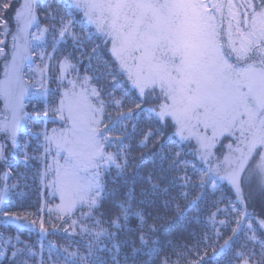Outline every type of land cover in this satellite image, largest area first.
<instances>
[{
	"label": "snow or ice",
	"instance_id": "obj_1",
	"mask_svg": "<svg viewBox=\"0 0 264 264\" xmlns=\"http://www.w3.org/2000/svg\"><path fill=\"white\" fill-rule=\"evenodd\" d=\"M69 4L103 38L110 55L102 62L104 72L80 75L71 55L64 56L55 77V99L49 100L43 76L47 64L33 69L31 59L40 47L34 41L42 40L49 28L38 22L37 0H21L13 15L16 31L10 59L5 58L0 74V136L5 141L0 142V161L6 160V142L10 140L15 147L19 133L28 127L25 99H30V81L35 77L26 76L33 70L41 74L35 95L44 98V107L34 111L37 119L33 123L44 124L43 143L38 145L42 152L29 156L25 151L24 159L39 160L43 165L40 182L59 200L49 213H55L57 220L69 217V226L73 230L78 226L80 234L88 237L84 252L64 249V264H108L100 252L109 254L110 264H138L145 250L149 256H160L163 249L158 236L163 225L157 221L164 217L158 215L147 224L132 190L123 194L107 219L100 209L107 192L105 175L115 169L119 176L131 167L132 149L126 139L138 135L140 147L146 148L163 134L161 129L170 133L153 154L160 161V175H149L151 190L143 195L163 198V207L168 209L177 199L171 196V189L178 179L179 196L189 207L196 206L209 188L215 192L221 185H227L235 199L228 200L223 209L219 207L222 200L213 202L215 211L208 218L213 235L205 234L189 250L196 259L173 246L176 259L164 256L160 264H209L231 249L233 237L241 233L245 239L233 259L239 264H264V219L257 220L248 211L245 191L255 184L264 195V0H69ZM72 23L61 17L59 29L52 25L53 51L66 36L79 45ZM0 24L6 26L7 22ZM33 26L35 34L30 31ZM36 54L42 61L52 59L43 51ZM0 55H5L3 47ZM101 78L109 79L111 87L105 88ZM133 96L136 100L129 106ZM145 112L148 122L141 128L137 121ZM40 117L58 126L48 129ZM188 154L192 161L186 158ZM189 168L192 175L187 173ZM172 172L178 175L169 180ZM8 176L5 172L0 190V215L18 220L21 216L11 211L7 199L17 184L9 185ZM180 209L181 204L175 202V210ZM77 212L79 220L72 218ZM218 213L227 220L217 221ZM130 216L140 221L136 229L128 227ZM216 223L230 227L231 235L223 244ZM39 226L46 231L43 219ZM120 232L128 233L129 238L118 242ZM125 244L129 252L121 261ZM25 251L36 255L30 247L15 249L12 264H27L25 259H17ZM209 251L213 256L208 257ZM51 256L50 251L49 264H58Z\"/></svg>",
	"mask_w": 264,
	"mask_h": 264
},
{
	"label": "trees",
	"instance_id": "obj_2",
	"mask_svg": "<svg viewBox=\"0 0 264 264\" xmlns=\"http://www.w3.org/2000/svg\"><path fill=\"white\" fill-rule=\"evenodd\" d=\"M20 2L21 0H0V21L7 22L6 26L0 24V39L4 41L3 45L6 49L9 36L15 29L16 25L13 19L14 10L19 6ZM5 3L8 4L7 8L3 7V4ZM37 15L39 24L49 28L43 46V50L45 49L46 52V57H52L51 60H48L50 68L47 84L50 93L48 97L49 100L55 99V96L52 95L53 93H57V82L55 77L59 74V62L64 56L71 55L73 63L76 64L81 75L88 74L92 76H100L104 72L102 62L110 59L107 46L104 44L103 38L99 34H96L95 29L88 24L82 13L69 4V0H40L37 2ZM61 17H63L65 21L71 20L73 22L71 30L80 37V43L77 45L70 36H66L59 43L55 44L56 51H53L54 42L52 38V25L55 24L56 29H59V21ZM5 32H7L6 35ZM93 49H95V52H93ZM4 57L0 60V74ZM89 57H91V60ZM33 59L38 64L42 65L41 62L38 61L40 59H38L36 55ZM117 79H120V77H117ZM100 83L104 85L105 88L111 87V81L107 78H101ZM29 97L30 99H25V111L28 113V127L23 129L18 135L19 143L15 148V154H10V145L6 148V160L0 161V183L2 172L8 170L9 176L7 183L9 185L13 183L17 184L16 188H11L9 190L8 202L11 205V211L16 215L21 216V219L19 220L31 223V221L35 219L37 223L39 222L42 213L41 204L43 195L46 199L43 211L44 226L45 229L48 230L46 237L47 240L50 238L51 241L55 242L58 248L66 242L65 237L67 234L63 233L61 229H63V226L67 221L66 219L69 217L57 220L55 213H49L48 209L55 208L58 199H53L50 195V190L42 186L40 182L39 171L42 170L43 165L39 160L29 159L26 161L24 159L25 151L29 156L39 155L42 152V149L38 150V145L43 143L42 129L44 124L33 123V121L37 119L34 116V111L40 110L44 107V100L41 98ZM135 100L136 97L133 96L132 100L128 102L129 106H132ZM1 106L2 104L0 102V108ZM148 116L149 114L145 112L143 117L138 119L137 123L141 128L147 124ZM39 119L47 122L48 129L58 126L56 122H53L48 118L40 117ZM153 123H155V121H153ZM161 131L163 134L155 142H150L146 148L140 147V137L138 135L134 138L126 139V143H130L132 149L130 156L131 167L122 175L118 176L115 169H113L110 174L105 175L104 177L107 192L100 209V212L105 214L104 219H107L108 215L115 213V204L118 203L119 200L123 198V194L127 193L129 190L134 192L136 207L144 213L147 224H152L154 222L153 218L158 215L164 217L163 220L157 221L158 224L163 225V230L158 236L163 249L160 256H149L146 254L147 250H145L144 253L140 254L138 264H160V260L164 256H170L175 260L176 256L174 254L173 246L177 249L183 248L184 251H188L190 259H196L195 254L189 250L196 245L205 234L209 237L213 235V229L208 219L210 213L215 211L213 202L222 200L223 202L219 204V207L224 208L228 200L235 199L234 192L231 191L227 185H221L215 192L209 188L207 190V195L203 199L197 201L196 206L189 207L187 202L179 196L182 189L178 179L176 180L175 186L171 189V196L176 197L177 199L175 202L181 204L180 211L175 210V202L170 208L165 209L163 207V198H157L152 195H143L142 193H150L151 190V185L147 183L149 175H160L159 170L161 164L158 158L154 157L153 154L156 153L159 150L160 145L167 140L170 130L165 131L161 129ZM25 144H27V148L24 147ZM185 152H188V150L185 149ZM186 158L190 161L193 160V157L190 154H188ZM194 162L199 166L198 161ZM163 167L167 169L168 165L165 163L163 164ZM187 173L188 175L193 174L191 168L187 169ZM179 174L182 175L183 173L181 172ZM177 175L176 172H172L168 179L174 180ZM164 186H168L167 183H165ZM184 190L187 191V189ZM247 203L249 212L253 213L256 218L259 217L264 219V197L261 194L255 196V198L249 199ZM25 213L30 214L27 219L23 218ZM218 215L227 220V217L224 214L218 213ZM74 217L79 220V212H77ZM37 223L34 225L36 226ZM89 223H91V221H89ZM139 224L140 221L138 217L130 216L128 221L129 228L136 229ZM52 225H55V227ZM232 227H234V225H232ZM219 229L223 236L219 243L223 244V239L231 235L230 227L222 225ZM38 235L39 233L32 228H19L14 224L1 222L0 252L4 254L0 257V264H12L13 258L11 252L14 251L15 247L9 245L6 252H4L3 247L6 241L10 240L13 244L15 243L16 247H23L27 243L31 244L37 242ZM17 237L19 239L18 241H16ZM128 238L129 234L126 232H120L118 234V242L125 241ZM244 239L245 235L243 233L234 236L231 249L219 255L216 260L210 261L209 264L239 263L233 259L234 252L239 250V246ZM78 240L80 241L75 242L81 244V238ZM211 242V240L208 241V243ZM108 244L111 248V243L108 242ZM185 245L187 246L186 248L183 247ZM199 246L202 248L204 247V244L201 242ZM79 249L83 248L79 247ZM128 252V246L126 244L123 245L120 252L121 261L123 256ZM217 252H219L218 246ZM257 252H259L258 248ZM211 256H213V252L209 251L208 257ZM205 260H207V257H205ZM201 264H205V261H201Z\"/></svg>",
	"mask_w": 264,
	"mask_h": 264
},
{
	"label": "rangeland",
	"instance_id": "obj_3",
	"mask_svg": "<svg viewBox=\"0 0 264 264\" xmlns=\"http://www.w3.org/2000/svg\"><path fill=\"white\" fill-rule=\"evenodd\" d=\"M40 1V0H37V2ZM42 28L43 27H46V26H43V25H40ZM15 31H16V25H15V29L12 31V33L10 34L9 36V39H8V43H7V49L5 48V46L3 44L0 45V47H3L4 48V53L5 55H0V60L3 59L4 57V60H3V63H2V71H1V74L3 72V65H4V61H5V58H9L10 59V55H11V51H12V35L15 34ZM33 34L36 33V28L35 26H33V28L30 30ZM48 35V33H45L43 35V39L42 40H36L34 41V44L35 45H38L40 47H37L36 49V52L38 51H43L44 54H45V57H46V52H45V49L43 50V46H44V41H45V38L46 36ZM59 39V38H58ZM61 41V40H60ZM59 41V42H60ZM36 52L33 53V56H32V61H33V64H32V68L35 69L36 66H39L41 68H44L45 64H47V70L43 73V76L46 78V87H47V84H48V79H49V76H48V73H49V64H48V60H44L42 61L40 59V57L36 54ZM37 56L39 62H41L42 65L38 64L33 58L34 56ZM40 73L36 72L35 70L29 72L26 76V79L28 78V76H31V77H35V79L31 80L30 81V88H29V96L33 97V98H41L44 100L43 97H40V96H37L35 95L36 91L39 90V84L37 83V81L40 79ZM81 75V74H80ZM84 75V74H82ZM28 98V97H26ZM2 104V102H1ZM2 108V106H1ZM26 122H27V117L25 118ZM18 140V138H17ZM0 142H5L4 141V138L3 136H0ZM19 143V141H18ZM17 143V145H18ZM11 146V150H10V154L13 155L15 154V148L17 147V145L14 147L12 144H11V141H7L6 142V147H5V152H6V148L8 146ZM6 157V155H5ZM5 172H8V170H4L1 174V183H0V190L3 189L4 187V180H3V176H4V173ZM245 191H246V194H248V200L249 199H252V198H255V196H258V194L260 195V193L256 190V187H255V184H253L252 186L248 187L246 186L245 188ZM264 197V195H262ZM8 199V198H7ZM247 200V201H248ZM58 203H59V200H58ZM57 203V204H58ZM45 204H46V199L43 197L42 195V204H41V209H43L44 211V208H45ZM223 209V207H221ZM43 211L40 215V218H39V221L41 219L44 220L43 218ZM72 218H75V217H72ZM258 219H261L259 217H257V220ZM66 223L64 224L63 226V229H61V231L63 233H66L67 236L65 237L66 238V242L63 243L60 247L57 248V245L55 242L51 241L50 238H48L47 240V231H44V230H41L40 229V226H39V222L37 223V225H33L32 223L30 222H27V221H23V220H16V219H13L12 217L10 216H3V215H0V223L3 222V223H10V224H14L16 226H18L19 228H22V227H28V228H32L34 229L35 231H37L39 233L38 235V238H37V242H34V243H27L25 244L23 247H16L15 246V243L13 244L12 242L8 243V241H6L4 247H3V251L6 252V249L9 245H13L14 250L15 249H26L27 247H30L32 249L33 252L36 253L35 256H31L27 253V251H25L23 254H22V257L20 255H18L17 259H20V258H23L27 261V264H49V252L51 251L52 252V256H51V260L53 261H57L58 264H64V261L61 259L62 256L66 255V253H64V249L65 248H68L69 251H74L76 249H79V247H82L83 249H79L81 252H84L85 251V245L87 244L88 242V237L86 236H83L80 234V229L78 226L75 227V230H73V227H70L69 224H70V218H67L66 219ZM78 220V219H77ZM219 220H226L224 217L220 216L217 214V221ZM23 225V226H22ZM220 226H222L221 224L219 223H216L215 227L216 228H220ZM67 228V231H65L64 229ZM220 230V229H219ZM79 238H81V244L79 243H76L75 241H80L78 240ZM50 239V240H49ZM19 239H16V241H18ZM109 241H105V244L110 248V245L108 244ZM57 248V249H56ZM4 253H1L0 252V257L3 255ZM98 255L104 257V259L106 261H108V264H110V257H109V254L107 253H98ZM109 257V258H107ZM239 264V263H237Z\"/></svg>",
	"mask_w": 264,
	"mask_h": 264
}]
</instances>
